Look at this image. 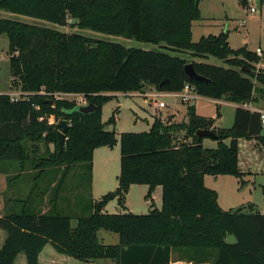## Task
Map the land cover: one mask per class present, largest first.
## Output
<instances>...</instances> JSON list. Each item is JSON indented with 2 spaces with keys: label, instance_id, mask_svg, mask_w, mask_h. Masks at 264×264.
Here are the masks:
<instances>
[{
  "label": "trees",
  "instance_id": "16d2710c",
  "mask_svg": "<svg viewBox=\"0 0 264 264\" xmlns=\"http://www.w3.org/2000/svg\"><path fill=\"white\" fill-rule=\"evenodd\" d=\"M198 5L199 0H0V9L51 24L0 18V34L8 38L10 89L18 88L29 97L11 101L9 93H0V172H7L5 162H14L16 174H7L8 185L22 172L35 171V181L52 169L56 176L51 177L58 176L50 182L53 188L41 191L49 205L45 212L34 213L23 204L18 212L0 216V229L6 234L0 264H14L19 253L25 255L26 264H39L38 255L47 243L85 262L170 264L171 253L183 251L193 262L264 264V213L223 210L216 191L203 182L205 174L241 177L237 138H260L263 127L259 114L242 106L235 108L231 128L212 129L217 135L215 148L204 147V137L196 135L198 129H210L212 120L197 115L193 105L187 107L184 122L154 118L147 131L120 133L117 187L92 201L91 213L78 217L74 226L70 216L56 212L57 194L50 191L46 195L50 189L58 190L74 164L85 162L91 171L95 148L116 144L115 131L105 129L101 120L102 105L111 98L104 93L146 85L177 91L190 82L200 96L242 104L256 92L253 79L264 87V71L255 69L258 57L244 46L232 49L227 31L191 40L192 22L200 19ZM57 26L162 43V50L125 47ZM169 51L187 52L191 58L214 56L228 67L188 60ZM187 62L207 79L188 80L184 74ZM259 91L264 99V89ZM58 93L84 94L96 109L80 113L73 110L74 100L57 98ZM62 119L67 127L60 150L57 131ZM114 121L115 111L108 119ZM182 130L184 140L175 141L174 133ZM227 138L226 144L223 140ZM40 142L45 150L38 155ZM49 144L54 145L53 152ZM132 184L148 186L149 212L102 211L114 198L123 206ZM155 186L161 188L160 208L154 207L151 198ZM101 228L115 232L118 242H100L97 231ZM228 234L235 237L234 242L226 240Z\"/></svg>",
  "mask_w": 264,
  "mask_h": 264
},
{
  "label": "rangeland",
  "instance_id": "374dc122",
  "mask_svg": "<svg viewBox=\"0 0 264 264\" xmlns=\"http://www.w3.org/2000/svg\"><path fill=\"white\" fill-rule=\"evenodd\" d=\"M253 7L255 11H250ZM201 19L193 23L192 41H197L201 36H207L208 33L225 31L230 29L232 36L230 45L236 47L255 48L261 46L264 49V4L260 0H200ZM226 14V16H225ZM0 18H6L19 22L31 23L36 25H50L45 20L29 17L22 14L13 13L5 9H0ZM58 29L65 32H77L92 39H105L120 43L125 47H137L145 50H162L161 44H153L151 42H142L135 39L125 38L120 35L105 34L90 29H79L75 26H57ZM213 35V34H212ZM8 38L5 34H0V91H10V71L8 61ZM170 54H180L188 60L197 62H205L223 67L228 65L222 60L208 56L206 58L193 57L189 54L169 51ZM264 60V59H263ZM256 92L254 97L256 102L264 101L263 94L260 88L264 89L261 84L256 82ZM150 90L151 86L144 87ZM59 97L74 100L80 98L79 95H61ZM101 108V120L104 123V128L114 130L116 136V144L112 147L101 146L97 148L92 160V170L90 171L85 162L74 164L66 180L58 187V193L54 189L48 190L57 194L55 205L56 212L61 215H68L71 218V224L74 226L78 217L87 216L92 210V201L99 200L101 196L111 191L114 184L117 183V176L120 167V146L119 135L122 132H142L147 131L154 118H159L161 121L168 122H184V116L187 114L186 103H183L177 97L166 96L162 97L166 104L165 108H157L148 103L147 100L140 96L116 95L110 96ZM208 97L200 96L191 105L194 106V112L197 115L215 120V124L220 129H229L232 126L234 106L227 104L224 97L220 98L223 102L216 104L211 102ZM115 111L114 123H109L108 119L112 112ZM169 111L178 112L177 115L170 114ZM52 122L53 120H49ZM218 128L213 129L214 131ZM184 131L174 133L175 141L184 140ZM261 137H264V126L262 127ZM261 137H245L237 138L238 142V168L242 172L241 177H236L231 174H205L203 176L204 185L207 188L213 189L217 193V203L223 210L236 211L241 209L243 212L264 211V143ZM189 140V139H188ZM215 140L210 137L203 138V146L207 148L215 147ZM38 155L43 154L45 147L42 142L38 143ZM48 149L53 152L54 145L49 144ZM64 166H60L62 170ZM13 169V167H12ZM58 169V168H57ZM16 171V170H15ZM14 169L12 171L15 172ZM48 171V170H47ZM55 169L51 173L38 177V181L32 177H15L11 180L9 186L5 183L4 175L0 172V201L1 199L10 197L20 198L21 203L18 206L26 205L32 212H43L45 201L41 198V191L53 188L50 182L57 180L54 178ZM14 174V173H13ZM12 174V175H13ZM15 175V174H14ZM51 175H54L51 177ZM59 175V174H58ZM6 179V178H5ZM113 183V185H112ZM37 184V187L34 185ZM33 186V187H32ZM20 187V188H19ZM32 187V188H31ZM34 188V189H33ZM148 186L145 184H135L124 197L123 206L118 204L117 199L109 200L102 211L106 213H125L132 212L135 214H145L151 209V204L145 198ZM113 191V190H112ZM2 195V196H1ZM46 197V196H44ZM43 197V198H44ZM153 204L157 208L161 207V189L160 186H155L151 193ZM26 199V202L22 201ZM16 203V202H15ZM54 203V202H53ZM6 204V202L4 203ZM14 205V204H12ZM17 206V207H18ZM34 210V211H33ZM107 234H103V233ZM109 235V236H106ZM110 235L117 237L115 232L99 229L98 236L103 240H110L109 244L117 243L111 241ZM228 242H234L235 237L231 234L226 236ZM189 253L176 251L175 257L179 258L178 262L186 263V257ZM213 256H208L211 260ZM94 262V261H93ZM81 264H92V262H80ZM19 264V258L16 262ZM100 264H114L110 260H101Z\"/></svg>",
  "mask_w": 264,
  "mask_h": 264
},
{
  "label": "crops",
  "instance_id": "0c3cea01",
  "mask_svg": "<svg viewBox=\"0 0 264 264\" xmlns=\"http://www.w3.org/2000/svg\"><path fill=\"white\" fill-rule=\"evenodd\" d=\"M199 10H200V19H201V8H200V0H199ZM225 16H226V14H225ZM195 21H197V20H195ZM195 21H193L192 22V27H191V40H192V35H193V23L195 22ZM222 31V30H221ZM221 31H218V32H213V33H208V34H213V35H217V34H219ZM225 31H227V41H228V44H229V46L232 48V49H238V48H240V47H234V46H231L230 45V39H231V36H232V32L230 31V29H228V28H226V30ZM244 47H246V46H244ZM257 47V46H256ZM258 47H261V46H258ZM247 49H249V50H252V51H254V49L255 48H249V47H246ZM261 49L264 51V49L261 47ZM256 65V64H255ZM259 70H262V71H264V60L263 59H261L260 61H259ZM0 93H9V91L8 92H2V91H0ZM255 94V93H254ZM199 98H200V96H199ZM207 99H209L211 102H214V103H216V104H221L223 101L221 100V99H212V98H207ZM224 102H226L227 104H231V105H233L234 106V112H235V108L236 107H238V106H241V104H237V103H233V102H230V101H224ZM223 102V103H224ZM253 105L254 106H256V107H260V108H264V101H261V102H256L255 100H253ZM165 108V107H164ZM169 113L170 114H174V116L175 115H177V113L178 112H174V111H169ZM200 116H204V115H200ZM233 119H234V115H233ZM184 120L186 121L187 120V114H185V116H184ZM233 123V122H232ZM216 128H218V126L215 124V120H213L212 121V124H211V126H210V129H216ZM218 129H220V127L218 128ZM213 139V138H212ZM213 140H215V145L217 146V140L216 139H213ZM223 142L224 143H228L229 142V138H227V139H224L223 140ZM201 143H202V145H203V139H202V141H201ZM215 146V147H216ZM101 147V146H100ZM215 147H212V148H215ZM99 148V147H98ZM97 150V148H95L94 149V152H93V157H94V153H95V151ZM5 164H6V170H7V172H1L3 175H4V180H5V183H6V185L5 186H7V179H5L8 175L9 176H12V174L14 173V174H16V171H15V168L13 167V164H14V162H5ZM12 167H13V169H14V171L15 172H13L12 173V171H13V169H12ZM8 174V175H7ZM13 174V175H14ZM26 176H28V177H33V176H35V171H28V172H22V174H20V176L19 177H26ZM117 182V181H116ZM52 185H53V183H51ZM51 185V186H52ZM112 185H113V183H112ZM133 185H135V184H132V185H130V187H129V189H128V191L127 192H129V190L131 189V187L133 186ZM141 185V184H140ZM9 186V185H8ZM117 187V183H115L114 184V188H111L112 190H114L115 188ZM20 188V187H19ZM161 189V188H160ZM111 190V191H112ZM109 192V191H108ZM107 193V192H106ZM105 194V193H104ZM2 196V195H1ZM20 198H18V197H14V198H10V197H7V198H4V200L3 199H1V201H0V216H2V215H4V214H8V213H14V212H18L19 210H20V206H18V203H21V202H19L20 200H19ZM46 199L44 198V201H45ZM6 202V204H4ZM16 202V203H15ZM12 204H14V205H12ZM42 205V207H41V209L43 210V212H45L48 208H49V205H48V203H47V201H45V204H44V206H43V204H41ZM18 206V207H17ZM154 207H156L157 208V206H156V204H154ZM261 213H264V211H262ZM98 232H99V230L97 231V237H98V239L100 240V242H102L103 244H109L110 242V240H103V238L101 237H99L98 236ZM103 234H107L106 232L105 233H103ZM5 236H6V234H5V232L3 231V230H1L0 229V246L3 244V242H4V239H5ZM106 236H109V235H106ZM110 237H111V241L113 240V241H115L116 240V238H118V235H117V237H114L113 235H110ZM18 258H19V264H26V258H25V255L23 254V253H19L17 256H16V259H15V262H14V264H16V262H17V260H18ZM101 260H110V259H99V260H96V261H94V262H92V264H100V261ZM111 262H113L112 260H110ZM178 261H181V260H179V258H177V257H175V252H172L171 253V257H170V264H174L175 262H178ZM80 262H82V261H80V260H77V259H75V258H73V257H71V256H68V255H65V254H62V253H59V252H57L53 247H52V245L51 244H49V243H47L43 248H42V250L40 251V253H39V255H38V263L39 264H81ZM114 263V262H113ZM186 263H191V264H210L209 262H193V261H186ZM115 264V263H114Z\"/></svg>",
  "mask_w": 264,
  "mask_h": 264
},
{
  "label": "built area",
  "instance_id": "2783aa9c",
  "mask_svg": "<svg viewBox=\"0 0 264 264\" xmlns=\"http://www.w3.org/2000/svg\"><path fill=\"white\" fill-rule=\"evenodd\" d=\"M250 11H255L253 7L250 8ZM254 53L258 57V61L255 63V69L256 72L259 70V61L261 59H264V51L261 49V47H255ZM256 80L253 79L254 86L256 84ZM150 86V85H149ZM150 90L145 89L144 87L139 90H130V91H117V92H107L104 93L109 96H113V94L116 93V95H131V96H140L147 100L148 103H151L152 105L156 106L157 108H164L166 107L165 102L163 101L162 97L166 96H173L180 99L181 102L186 103L188 105H191L197 98H199V94L196 91L195 86L190 82H184L182 87L177 91H166V90H158L151 86L149 88ZM61 95H79V99L75 102L77 105H83L88 103V100L86 99L84 94L80 93H58L55 94L57 98ZM9 97L11 101H17L20 99L28 100V93L21 92L18 88H14L9 91ZM253 97H254V91L252 92L251 99L242 103L241 106L249 109L251 111H255L259 114L261 125L264 126V108L256 107L253 105Z\"/></svg>",
  "mask_w": 264,
  "mask_h": 264
},
{
  "label": "water",
  "instance_id": "95a60500",
  "mask_svg": "<svg viewBox=\"0 0 264 264\" xmlns=\"http://www.w3.org/2000/svg\"><path fill=\"white\" fill-rule=\"evenodd\" d=\"M184 74L188 80H192V81H201V80L207 79L203 75L196 72L192 62H187L184 65ZM95 109H96V105L92 102H88L83 105H76L73 108V110H76L83 114H89L93 112ZM59 126L61 129L57 131V144H58L59 149L61 150L64 144V140H65L64 133L67 127V121L65 119L60 120ZM196 135L198 137H210L213 139H217V135L212 129H198L196 131Z\"/></svg>",
  "mask_w": 264,
  "mask_h": 264
},
{
  "label": "bare ground",
  "instance_id": "6f19581e",
  "mask_svg": "<svg viewBox=\"0 0 264 264\" xmlns=\"http://www.w3.org/2000/svg\"><path fill=\"white\" fill-rule=\"evenodd\" d=\"M174 264H191V263H174Z\"/></svg>",
  "mask_w": 264,
  "mask_h": 264
}]
</instances>
